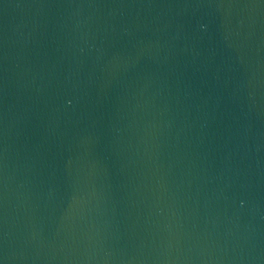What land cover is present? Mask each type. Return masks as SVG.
<instances>
[{
	"label": "water",
	"instance_id": "obj_1",
	"mask_svg": "<svg viewBox=\"0 0 264 264\" xmlns=\"http://www.w3.org/2000/svg\"><path fill=\"white\" fill-rule=\"evenodd\" d=\"M0 264H264V0H0Z\"/></svg>",
	"mask_w": 264,
	"mask_h": 264
}]
</instances>
